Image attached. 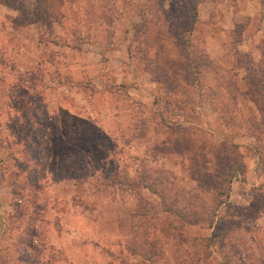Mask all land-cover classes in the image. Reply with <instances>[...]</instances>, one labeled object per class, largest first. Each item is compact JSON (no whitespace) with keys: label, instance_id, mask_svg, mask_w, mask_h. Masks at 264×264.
<instances>
[{"label":"rangeland","instance_id":"rangeland-1","mask_svg":"<svg viewBox=\"0 0 264 264\" xmlns=\"http://www.w3.org/2000/svg\"><path fill=\"white\" fill-rule=\"evenodd\" d=\"M254 1L0 0V264H264Z\"/></svg>","mask_w":264,"mask_h":264},{"label":"trees","instance_id":"trees-1","mask_svg":"<svg viewBox=\"0 0 264 264\" xmlns=\"http://www.w3.org/2000/svg\"><path fill=\"white\" fill-rule=\"evenodd\" d=\"M196 12L197 11L195 9L194 14H196ZM260 49H261V57H260L259 61L256 62L252 59L250 60L253 63L251 70L254 72L251 74H254L255 80H250V79L245 80L246 90L243 92V94H245L249 97V100L255 105L256 109L258 110V114H259L258 116L259 117L255 116L251 119L250 124H249V128H250L251 133H252L251 136L255 140L254 149L258 155V162L260 164V166H258V169L262 173H264V45L263 44L260 46ZM198 61L195 59L193 61L191 60L190 66L188 67L189 69H191V73L194 74L195 76H198L199 74H201L203 69L207 70V69H210V67L212 66V63L208 59V57H207V60H205V63H206L205 65L201 64ZM231 89H233L234 92L233 91L231 92ZM237 90H239V89H238V86L236 85L235 81H233V85L227 86V92H228V95L230 96L231 99L236 100L235 94H236ZM239 94H240V90H239ZM231 146H233L236 149V157H234L233 161H232V159H229L230 164L228 165V169L231 172V174H229L228 178H226V185L228 184L226 187V188H228L227 192L221 193V195H219L220 193L217 192L218 189L214 190V192H216L215 193L216 195L223 198L224 197L223 194H225V197L221 200L220 199L214 200L216 202L215 203L216 205H215V207H213V211L209 212V215L211 213V216L208 215V217H207V220L209 221V226H212V227L215 224L214 218L216 216L215 214H216V210H217L218 206L222 203H225V201H227L230 183H231L232 178L235 177L236 173L244 172L243 161L241 160V155H240V152L238 150L239 147L236 144H233ZM144 186H148L149 188H151L154 192H156L158 194V196L161 198L162 204L164 205V211H167L170 213H176L187 224H190V223L197 224L201 220V218H204L202 216V214L204 216L205 215L207 216V214H208L207 210L205 211L204 208H203L204 213H202V214L200 213V211H193V212L190 211L189 213H191V218H189L181 210L176 209L177 212H174L175 210H173L172 204L174 205V203L177 200L176 199L168 200V198L166 197L167 189L165 187L162 189V191L157 192V191H155V190H157V188H153L150 184L149 185L144 184L143 187ZM193 198H195V197H193Z\"/></svg>","mask_w":264,"mask_h":264},{"label":"crops","instance_id":"crops-1","mask_svg":"<svg viewBox=\"0 0 264 264\" xmlns=\"http://www.w3.org/2000/svg\"><path fill=\"white\" fill-rule=\"evenodd\" d=\"M252 5L250 6H253V8L255 10H260L264 13V0H255L254 2L250 3ZM264 19V16L263 18ZM262 27H260L258 30H257V34H260V36H262V40L264 39V29L261 30ZM244 32V31H243ZM242 32V34L244 35V33ZM258 36V35H257ZM257 37H253L252 38H246V36L244 35V37L242 36V39H241V42L240 43V46L243 47L244 49H247L245 51V54L248 53V54H251V52H255L256 56L254 57V60L256 62L259 61L260 57H261V50L260 48H258V43L257 45H255L254 43V40L256 39ZM208 44H210L212 46V48L214 49V46H215V43L214 41H209L207 42ZM244 43V45H243ZM254 44L255 46V49L252 50L250 49L251 46ZM208 46V45H207ZM261 46V45H259ZM208 49V53H210V50L209 48L207 47ZM251 103V102H250ZM252 104V103H251ZM252 106V105H251ZM254 106L250 107L252 109V111L254 113H256V109L255 107L253 108ZM241 142L242 144H240V152L242 153V156H243V159H244V163H245V167L247 168L248 172L247 173H255L254 170H255V165L257 163V156H256V153H255V149H254V146H253V140L252 138L250 137H243V140L239 141ZM258 178L255 176V178L252 180L255 184L258 182L257 180Z\"/></svg>","mask_w":264,"mask_h":264}]
</instances>
